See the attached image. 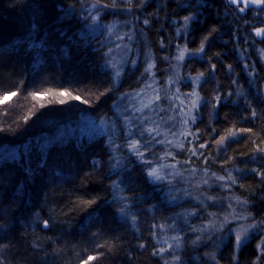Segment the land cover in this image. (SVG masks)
Instances as JSON below:
<instances>
[{
  "label": "trees",
  "instance_id": "obj_1",
  "mask_svg": "<svg viewBox=\"0 0 264 264\" xmlns=\"http://www.w3.org/2000/svg\"><path fill=\"white\" fill-rule=\"evenodd\" d=\"M141 1L0 0V264H213L211 254L219 264H252V244L233 260L232 242L219 251L210 247L208 234L192 231L210 222L206 209L184 223L185 210L201 203L194 197L175 202L172 189L183 184L178 175L171 184L148 179L125 147L127 132L115 106L143 90L151 72L163 76L176 41L173 22L194 15L179 39L193 53L181 74L199 80L202 99L193 135L181 150L173 149L170 164L181 175L183 162L226 179L230 173L233 191L259 214L264 41L237 18L225 17L224 0H145L138 10ZM93 4L103 5V25L134 23L128 62L118 77L109 52L116 43L87 19ZM111 117H117L115 129L104 134L76 131L86 120ZM133 133L141 143L148 139L138 127ZM221 137L226 139L217 143ZM167 150L155 146L145 155L155 162ZM175 222L180 259L171 263V250H157L166 248L165 240L177 245ZM197 236L203 247L192 245Z\"/></svg>",
  "mask_w": 264,
  "mask_h": 264
},
{
  "label": "rangeland",
  "instance_id": "obj_2",
  "mask_svg": "<svg viewBox=\"0 0 264 264\" xmlns=\"http://www.w3.org/2000/svg\"><path fill=\"white\" fill-rule=\"evenodd\" d=\"M119 2H122L123 4L129 6V4L136 2V0H117ZM147 2L144 0L139 3L138 10L143 9L144 5ZM90 12H92L93 16H100L101 13L96 12L93 8L90 9ZM192 17V19L185 25L184 18H181V20H176L173 22V27L175 30V37L176 41L174 43L173 49L170 50V58L168 59V67L163 72V76L159 77L157 73L154 71L150 73L149 79L147 81L146 86L143 88V90L133 93V94H126L122 96L119 99L118 105L115 106V111L117 116L120 118L119 120L122 121L121 124L125 127L127 132V137L129 132H133L135 128L138 127H158L161 130V135L158 137L160 140H164L165 138L169 141H174L173 144H156L155 146H162L166 147L168 150L163 152L161 155L164 157L163 162H167L166 164H170L169 160L170 158H174L176 156V153L173 152V149L181 150L180 147H176V143H183L190 139L192 137L193 132L191 131L193 120L191 119L192 116L196 117V113L198 111V108H192L191 106V100L195 99L194 96H191L190 94L195 92L197 96L201 97L198 91V85L199 80L194 77H185L181 74V68L183 61L187 58L193 55V53L189 50V48L186 46L185 43H179V39L182 38L183 34L186 36L189 32L191 22L196 18L194 15L189 16ZM110 26V25H109ZM114 26V27H113ZM111 30L107 31L110 35V42H115L114 48L112 49L111 53V65H115L114 70L119 73H121L122 69L128 62V56H129V50L131 47V42L135 38V26L132 22H125V23H119L116 25L110 26ZM131 35L132 39H128V35ZM257 37V36H256ZM260 38V37H259ZM183 42H185V37H183ZM127 46V47H125ZM184 49L186 50L185 57L182 61H177L175 59L177 55V49ZM169 53V52H168ZM171 61V62H170ZM160 95L161 100L157 101L153 104L152 108L145 109L143 113H137L135 109L139 108L141 106V101L147 102L148 99L153 98L156 94ZM199 105L201 103V100L198 101ZM136 116L141 117H147L148 120L146 123L141 125H136L134 127H130L126 123V119L129 117H132L133 119ZM169 117H172V119H169ZM117 120L116 118L111 119H104L100 122H94L91 120H86L82 125H80L77 128V133L79 135H101L106 133L109 129L113 130L115 129V122ZM184 120H188V124H183ZM112 125V126H111ZM69 130V129H67ZM181 133H190V135H187V138H185V135H182ZM147 134V133H145ZM148 135V134H147ZM172 153L170 156H165L166 153ZM185 165V171L183 175H178L180 179L183 181V184L178 187V191L176 192V187H173L172 189V195L175 197V202H184L188 201V199H195L198 203H201V206L192 207L190 210H185V218L183 219L184 223H189L193 215H190V213H196L199 211V209H203L209 214L210 221L213 220L215 217L211 216L210 214L215 213L216 217H220L221 219L225 216H228L229 221H231V216H229V211L231 209H234L236 213L240 215H249V213L253 215L251 209H250V202L248 199H245L238 194H236L233 191V187L231 188H225L223 187L224 184L230 183L227 179L224 181H216L214 177H212V174L210 172H207V175H205V171L203 169H196L192 168L188 165V163H184ZM176 169H174L175 171ZM170 169H165V174H168ZM195 171V175H192V172ZM173 175H168V179L166 182L168 184L176 182V178H172ZM208 179L209 184L204 185L203 180ZM211 192V193H209ZM232 196H238L243 200H246L248 203L246 207L241 208L238 206L235 201L231 200L230 197ZM207 197H216L215 206H213V202L211 200H208ZM210 205V206H209ZM212 205V207H211ZM231 205V209L229 207ZM197 209V210H194ZM200 209V210H201ZM183 212V211H182ZM259 221V220H257ZM220 221H217V224H219ZM255 222L253 220L249 221H238V222H230L225 224L223 229H220L218 231L216 230H209V231H203L199 232L208 234L207 239L212 241V245L210 247L216 246L218 250L222 248L224 245L223 242L232 235V233L229 231V229L233 231H239L241 228V225L246 226L248 223ZM172 226L173 233L178 236V233L176 230H178V226L176 225ZM188 225V224H186ZM252 233V232H251ZM250 233V234H251ZM256 233V232H255ZM203 235L205 237L206 235ZM250 236V235H249ZM202 238V236H200ZM204 239V238H203ZM202 240V239H200ZM198 240L196 243H193L192 245L194 248L203 247L204 242ZM165 241L167 243H165ZM165 247L167 248V245L170 244L168 240H165ZM196 241V240H195ZM247 241V240H246ZM175 247L176 249H179L178 247H181L179 245H173V247L169 250L170 251V259L171 263L175 262ZM237 248V247H236ZM240 248V247H239ZM174 249V250H173ZM238 249V248H237ZM168 253V251H166ZM174 253V254H173ZM205 254V252H204ZM210 258L212 259L213 264H219L218 260L216 259V256L210 255Z\"/></svg>",
  "mask_w": 264,
  "mask_h": 264
},
{
  "label": "snow or ice",
  "instance_id": "obj_3",
  "mask_svg": "<svg viewBox=\"0 0 264 264\" xmlns=\"http://www.w3.org/2000/svg\"><path fill=\"white\" fill-rule=\"evenodd\" d=\"M230 3L233 5H236V10L240 13H244L246 10L249 9H258L260 12H264V0H230ZM103 5H99V4H93L92 8L96 11L99 12L100 8ZM113 6H115V2L113 0ZM87 19L92 21V25H94L95 28H105L108 30L110 29V26L107 25H103L101 23H99V16H93L91 14H89V16L87 17ZM192 19V17H184V23L185 25H187V23ZM144 24H148L149 21L147 19H145L143 21ZM114 27V26H113ZM255 35L257 37H260L262 41H264V27L262 28H257L255 30ZM128 39L131 40L132 37L129 34L128 35ZM127 47V46H125ZM112 50L109 49V52H111ZM198 51L203 52L204 49L203 47H201L200 49H198ZM186 54V50L184 49H177V55L175 57V59L177 61H182L185 57ZM165 59H167V57H165ZM113 67H115V65H113ZM153 65L149 64V66L145 69V72H150L152 69ZM231 66H229L230 68ZM213 68H215V65H213ZM120 75L119 71L117 70L116 72V76L118 77ZM235 83V82H233ZM13 96L16 95V93H12ZM137 95H139V93H137ZM191 96H194L195 99L191 100V106L192 108H198L199 107V103L198 101H200L202 98L197 96L195 92L190 94ZM34 98H38L39 94L38 93H33ZM74 99H80L79 97H74ZM8 100V97L6 96L4 98V101L6 102ZM161 97L160 95L157 94L153 97L147 100V102L141 101V106L137 109H135V111L137 113H143L145 109H149L153 107V104L157 101H160ZM60 103H64V101H60ZM43 106V105H42ZM253 116L256 115L255 112L252 113ZM169 119H172V117H169ZM191 119L194 121L195 120V116H192ZM148 120L147 117H141V116H136L134 119L132 117H129L126 119V123L130 126V127H134L136 125H143L144 123H146ZM183 124L187 125L188 124V120H184ZM250 131V130H248ZM147 133L148 134V139L145 140L143 143H141L140 140L138 139H134L133 137L137 134V133H133V132H129L128 133V140L126 141L125 147L128 149V151L141 163L142 166H144L145 168V172H146V176L148 177V179L153 182H163L166 181L168 179V175H181L178 172H175V164H163L160 163L161 159H164V157H159L157 158V160L154 162L152 160L147 159L145 153L148 152V154H151V149L154 145L156 144H173L174 141H169L166 138L164 140H160L158 139V137H160L161 135V130L158 127H147V128H143L142 130L138 129V134L143 137L144 134ZM182 135H185V138H187V135H190V133H181ZM226 139V137H221L220 141H218L217 143H222L224 140ZM206 145L201 144L200 148H204ZM176 147H180L183 148L184 145L183 143H176ZM258 151L260 152H264V148L262 149H258ZM193 155L196 154L195 149L192 150ZM172 155V153H166L165 156H170ZM202 155V153H201ZM165 169H170L173 171H170L168 174H165ZM261 176H264V172L259 173ZM192 175H195V171L192 172ZM205 175H207V170L205 169ZM212 177L215 178L216 181H224L226 179V177L224 176H216L215 173H212ZM227 180L230 181V183H226L223 185V187L225 188H231V186L233 184L236 183L235 178L232 177V175L229 173V175L227 176ZM203 184L204 185H208L209 184V180L205 179L203 180ZM114 187L117 188V190H119L118 185L115 184L114 182ZM175 198V197H173ZM115 199V198H114ZM208 200H211L213 202V206H215V202H216V197H207ZM231 200L235 201V203L240 206L241 208L246 207L247 205V201L241 199L238 196H232L230 197ZM230 209H231V205H229ZM119 212L121 214H124V208L119 209ZM190 215H196V213H190ZM211 216L215 217L213 220H211L207 225H203L201 228L199 229H192V231L194 232H203V231H209V230H220L223 229L225 224L230 223V222H238V221H249V220H253L255 221V217L252 216L250 213L249 215H240L238 213L235 212L234 209H231L229 211V216H231V221H229L228 216L223 217L222 219L220 217H216L215 213L210 214ZM133 220L135 219L134 217L132 218ZM217 221H220L219 224H217ZM45 226H47V221L44 222ZM160 227H164L163 225H160ZM229 231L232 233V236L235 240V246L237 248L241 247L246 240L249 238V235L251 232H256L260 235H264V219H261L259 221H255V222H251L248 223L246 226L241 225V228L239 231H233L231 229H229ZM200 239V236H197L196 241H193V243H196L198 240ZM174 241L177 242V246H178V242L180 240V237H174L173 238ZM165 243H167L165 241ZM262 245H264V242H262ZM173 247L172 244H168L167 248H161L157 250V254H160L162 252L168 251L169 249H171ZM93 259V258H90ZM179 257H175V260H179Z\"/></svg>",
  "mask_w": 264,
  "mask_h": 264
},
{
  "label": "flooded vegetation",
  "instance_id": "obj_4",
  "mask_svg": "<svg viewBox=\"0 0 264 264\" xmlns=\"http://www.w3.org/2000/svg\"><path fill=\"white\" fill-rule=\"evenodd\" d=\"M224 3L228 10L233 14V16L236 17L240 22H242L245 27L249 28V30L254 35L257 28L264 27V12H260L258 9H249L244 13H240L236 10V5L230 3V0H224ZM259 40H261V38H259ZM250 209L251 211L253 210L252 205L250 206ZM252 213L255 217V221L264 219V209H262V212L259 214H256L254 210L252 211ZM226 241L232 242L234 251L233 260L239 258V253L244 245L252 244L256 252L252 264H264V245H262V242H264V235L252 232L247 241L238 249L235 246V240L232 235H230V237L223 242L224 245ZM224 245L222 246V248L224 247Z\"/></svg>",
  "mask_w": 264,
  "mask_h": 264
},
{
  "label": "bare ground",
  "instance_id": "obj_5",
  "mask_svg": "<svg viewBox=\"0 0 264 264\" xmlns=\"http://www.w3.org/2000/svg\"><path fill=\"white\" fill-rule=\"evenodd\" d=\"M224 11H226L225 13H226V15H225V17L227 18V17H234L233 16V14L228 10V8L225 6V10ZM234 18H236V17H234ZM242 23V22H241ZM244 26V25H243ZM245 27V26H244Z\"/></svg>",
  "mask_w": 264,
  "mask_h": 264
}]
</instances>
